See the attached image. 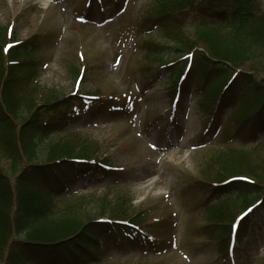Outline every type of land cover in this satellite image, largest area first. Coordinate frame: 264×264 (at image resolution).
Wrapping results in <instances>:
<instances>
[{"label": "rangeland", "instance_id": "1", "mask_svg": "<svg viewBox=\"0 0 264 264\" xmlns=\"http://www.w3.org/2000/svg\"><path fill=\"white\" fill-rule=\"evenodd\" d=\"M152 2L0 0V25L12 24L18 40L36 32L40 43L34 53L41 60L38 84L26 97L29 103L21 107L18 121L28 117V105L70 92L95 95L103 105L96 112L95 104L76 111L63 130L38 139L35 155L25 161L44 162L50 148L60 143L99 160L106 158L108 171L84 175L67 192L76 195L69 201H74L73 217H107L123 208L118 203L123 197L131 198L132 211H144L142 229L150 246L110 249L98 264H264V220L262 228L251 233L253 238L222 252L221 243L205 233L218 221L217 204L207 208L211 200L191 184L225 174L213 160L227 146L252 153L249 166L264 172V145L254 147L264 139L241 140L224 128V115L210 122L200 95L188 93L172 102L167 63L175 54L186 55L188 44L202 45L198 37L203 31L189 20L179 34L156 26L146 29L140 21ZM249 33L247 27L240 29L251 46L257 41L244 38ZM209 35L216 37L218 32ZM144 45L152 51L160 48L161 60ZM258 50L257 59L264 65V48ZM21 165L11 167L10 159L0 154V167L8 175L17 174ZM243 202H229L222 224L240 213ZM3 253L0 250L2 257Z\"/></svg>", "mask_w": 264, "mask_h": 264}, {"label": "trees", "instance_id": "2", "mask_svg": "<svg viewBox=\"0 0 264 264\" xmlns=\"http://www.w3.org/2000/svg\"><path fill=\"white\" fill-rule=\"evenodd\" d=\"M263 6V0H154L140 21L146 29L156 26L179 34L189 20L203 31L198 37L202 45L187 43L186 55L175 54L167 63L171 91L202 96L208 120L224 115V128H231L243 141L264 139V65L257 59L258 49L264 48ZM242 27L250 29L244 38L257 43L246 44L240 36ZM15 32L12 24L0 25V154L10 159L11 167L22 164L12 176L0 167V250H4L0 263L98 264L110 249L149 247L142 229L144 211H132L129 197L118 202L123 208H112L107 217H73L74 201H69L76 195L67 192L84 175L108 171L106 158L99 160L60 143L50 148L44 162L25 161L35 155L38 139L63 130L77 110L95 104L96 112L103 105L95 95L70 92L28 105V117L19 122L21 107L29 103L26 97L36 90L41 60L34 56L40 47L37 33L18 40ZM217 32L216 37L209 35ZM144 47L158 58L162 53L160 48ZM261 145L264 140L254 147ZM251 156L236 147H223L213 164L225 176L191 182L192 188L211 200L207 208L217 204L218 221L208 224L205 233L221 243L222 252L231 234L237 242L243 241L264 220V172L249 166ZM240 200H244L240 207L244 215L239 217L238 212L222 224L229 202ZM61 203H65L62 208Z\"/></svg>", "mask_w": 264, "mask_h": 264}, {"label": "snow or ice", "instance_id": "3", "mask_svg": "<svg viewBox=\"0 0 264 264\" xmlns=\"http://www.w3.org/2000/svg\"><path fill=\"white\" fill-rule=\"evenodd\" d=\"M241 215H243V213Z\"/></svg>", "mask_w": 264, "mask_h": 264}, {"label": "bare ground", "instance_id": "4", "mask_svg": "<svg viewBox=\"0 0 264 264\" xmlns=\"http://www.w3.org/2000/svg\"><path fill=\"white\" fill-rule=\"evenodd\" d=\"M154 183V182H153Z\"/></svg>", "mask_w": 264, "mask_h": 264}]
</instances>
